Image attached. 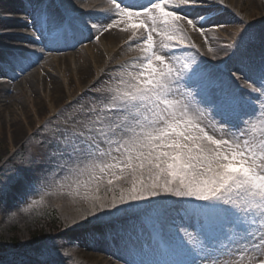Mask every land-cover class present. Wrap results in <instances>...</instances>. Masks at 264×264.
Masks as SVG:
<instances>
[{
  "label": "snow or ice",
  "instance_id": "1",
  "mask_svg": "<svg viewBox=\"0 0 264 264\" xmlns=\"http://www.w3.org/2000/svg\"><path fill=\"white\" fill-rule=\"evenodd\" d=\"M216 2L110 0L99 23L40 10L53 44L123 26L139 53L105 73L92 101L48 137L52 171L93 193L90 215L133 210L160 224L158 246L146 253L133 244L126 264H264V61L238 88L217 87L186 55L184 23L197 28L191 10ZM31 187L39 195L48 183ZM170 212L180 222L165 229Z\"/></svg>",
  "mask_w": 264,
  "mask_h": 264
},
{
  "label": "bare ground",
  "instance_id": "2",
  "mask_svg": "<svg viewBox=\"0 0 264 264\" xmlns=\"http://www.w3.org/2000/svg\"><path fill=\"white\" fill-rule=\"evenodd\" d=\"M65 1L69 2L70 4H66ZM75 1V0H74ZM77 2L83 1L84 5H78L79 3H72L71 0H59L61 5L68 6V9L72 10V13L75 17L80 20L88 21L89 23H99L105 19L104 11L101 12L103 8L110 7V4L107 0H96L98 1V6L93 9L94 1L93 0H76ZM245 0H223V3H220L217 0L216 3L211 4L210 7H202L199 10H204L205 13V20L200 21L198 20L197 28L193 29L192 27L188 26L184 23V28L186 32V40L188 43V48L186 49L187 56H195V58L201 62L202 67L207 69L216 84L222 83L223 85H227L229 83V79L233 80L235 77L231 73H240L243 75V78L248 80L249 77H253L250 75L246 69H244L241 65L247 64L246 60H237L232 53V48L229 45H225L217 36H216V28L210 27L211 21H220L221 16H234L233 9L235 11L240 12L239 4L244 3ZM247 2L251 1L252 5V14L253 16L255 13L258 15L260 14L261 17H258L261 21H253L247 18V23L245 24L246 29H252L254 27H262L264 23V0H246ZM133 0H124L125 4L133 3ZM5 4L2 7V4ZM23 6V5H22ZM79 7L77 10L80 11V14H77L76 7ZM38 8V7H37ZM261 11L262 13H260ZM233 12V13H232ZM0 13H3V16H8V20L13 18V16L17 15L16 8H15V0H0ZM60 13V8L58 9V14ZM56 14V13H55ZM38 23L35 25L40 26L42 28V19L40 17L37 18ZM196 19H194L195 21ZM233 23H238L236 20H232ZM0 23V30H3ZM4 26H10L9 22L3 23ZM204 28L203 34L199 31L200 27ZM123 26H114L109 31L101 32L100 30L96 29L97 32H100L102 38V43L100 47H95L94 44L91 45L89 49L86 46L87 42L89 41V37L87 35V30L85 29L83 36L78 37L77 40H70L68 42H61L57 44H53L48 39V33L44 31V36L40 38V50L43 49L45 54H53L51 57H43V55L36 54L34 57L30 59L27 63H22L20 59V55H23L24 50H21L20 53H0V111L4 110V123L3 126L0 127V136L3 133V127L5 128V123L10 124L11 128L15 129L16 138L21 136L22 130L26 131L22 125L25 127L28 125L27 120L29 116L39 114L41 117L46 115L48 112L53 113L54 107L59 106L63 100H74L76 93L79 95H89L90 89H93L97 82L100 80V77H105V73L113 71L117 68L115 66V58L120 57L126 53L125 47L121 50H118V46L120 43H123L122 39H129L131 33L122 31ZM12 29H22V28H12ZM15 30L6 29L0 33L9 35L13 33ZM41 34V32H39ZM258 38H261V35H258ZM256 37V35H255ZM11 38L7 39H0V45H15V47L20 48H31L26 44H16V40H12L9 42ZM206 40V41H205ZM205 41V43H204ZM129 42V40H128ZM104 43V45H103ZM204 44H210L211 51L205 50L203 51L201 47ZM231 44V43H230ZM234 44V43H232ZM128 46V44H127ZM126 46V47H127ZM87 47V48H86ZM134 47V42H133ZM82 49V51L80 50ZM87 49V50H86ZM132 50V48H130ZM84 50H86L85 57L81 59L79 62V66H76L73 58L75 56L81 55ZM98 51V55H93L94 51ZM133 51V50H132ZM215 53V58L213 59L210 53ZM75 53V54H73ZM253 56L255 57V64L257 68L260 66L261 62L264 61V51L258 52L256 49L252 51ZM57 57H60L57 59ZM221 59V60H219ZM67 60L68 65L66 72L62 71L63 68V61ZM51 66L48 68H53L54 71H58L59 78L55 76H50L49 74L46 75L45 80L51 82L52 85L43 81L41 78V74L36 72L39 67L46 63H51ZM47 69V70H48ZM65 74L69 75L70 79L66 80ZM90 77L92 79H90ZM12 83V84H11ZM15 83V84H14ZM75 87V91L72 93L69 91V87ZM9 95H14L12 97L8 96L9 102L4 99L6 96V92ZM51 91V92H50ZM34 97V101H29V95ZM19 94H23L24 98L27 100H19ZM51 94V95H50ZM52 96V97H51ZM23 98V97H22ZM21 98V99H22ZM52 98L53 104L50 107L48 105V100ZM35 103L36 110L32 106ZM16 107H20L23 110L22 113L16 110ZM25 110V112H24ZM7 112V113H6ZM29 112L30 115H26L25 113ZM9 119V120H8ZM22 123V124H21ZM7 131V130H6ZM120 226H125L128 228V222H119L118 225L114 227H110L108 231H113ZM103 231V229H97L95 232L99 234ZM97 234H94L96 238ZM122 237H126L124 234ZM70 238V236H69ZM68 236H61L59 240L55 243L57 245H65L63 242H70ZM86 241L84 240L83 243ZM137 242L139 247H142L144 251H146L145 247L155 248L156 245L153 242L141 243L140 238H137ZM63 243V244H62ZM86 244V243H85ZM70 250L73 249L74 254L76 257L83 253L85 247L82 246L81 248L75 246L73 247L72 244H69ZM145 246V247H144ZM87 248V247H86ZM88 251L92 252L93 249H89ZM93 258L95 255H91ZM117 262L105 261L103 258L98 259L99 264H126L128 259L125 256H120L117 259Z\"/></svg>",
  "mask_w": 264,
  "mask_h": 264
},
{
  "label": "rangeland",
  "instance_id": "3",
  "mask_svg": "<svg viewBox=\"0 0 264 264\" xmlns=\"http://www.w3.org/2000/svg\"><path fill=\"white\" fill-rule=\"evenodd\" d=\"M42 1V0H39ZM64 1V0H63ZM72 3H79L78 5L81 4V6L84 5L83 1L77 2L76 0H71ZM66 4H70V1L67 2L65 1ZM96 6V4H94ZM93 6V7H95ZM240 8V12H242L241 14H239L237 11H235V9H233V11L235 12V16H221L220 21H211V23L209 24L210 27L212 28H216V36L221 39V36H219V34L224 35V37L229 36L230 38L234 36L235 32H237V30L239 29L240 32H244L247 34L245 41L242 42H247L249 41L251 38L258 37V35H261V38L264 36V26L263 27H256L253 28L249 31H246L245 28L242 27L241 23L239 22L240 20H247V18H249L250 20L253 21H261V20H257L259 19L258 17H261V15L258 13L254 14L253 16H250L252 14V12L254 10H252V5H251V1L247 2L246 0L244 1V3L239 4ZM79 7L77 6L75 9L77 10ZM260 13H262L261 11H259ZM208 13H205L204 10H197V11H191L190 15L193 19H196L198 16H204L207 15ZM264 18V17H263ZM205 20V19H204ZM232 20H236L238 23H233ZM249 21V20H248ZM195 22L197 23L198 20L196 19ZM217 25H224V27H217ZM204 27V26H203ZM238 31V32H239ZM100 39V44L102 42L101 37H98ZM206 41V40H205ZM204 41V43H205ZM91 44H94L95 47H98V44L94 43L91 41ZM186 44V43H185ZM228 45V44H227ZM210 44H204L203 47H201V49L203 51L205 50H209L210 48ZM82 51V49H80ZM95 55H98V51L96 50ZM127 55L124 54L122 59L119 57H116L115 59V64L118 63H122L125 60V56ZM212 55L213 59L215 58V53L212 52L210 53V56ZM76 58H73V61L76 65L79 66V62L81 61V59L83 57H85V54L82 53L81 56H75ZM184 57L181 56V60H183ZM221 60V59H219ZM65 61V60H64ZM64 69H66L65 64H64ZM50 73H53L55 76L57 75V72H55L53 70V68L50 69ZM59 78V75L57 76ZM46 77H43V79ZM66 78L69 79L70 77H68L66 75ZM106 78V77H105ZM90 79H92L90 77ZM44 81V80H43ZM46 83H48L49 85H52L50 81L45 80ZM216 85V84H215ZM217 87H221V85H216ZM74 91H75V87H73ZM51 92V91H50ZM12 93L11 92L8 94V92H6V96H4L3 100H6L9 102L8 96ZM95 95V93L93 92V96ZM14 95H11L9 97H12ZM90 95H83L81 97H83L84 99H81V103L82 105H86L89 102L92 101L93 96L89 97ZM18 97L20 98L19 100H24L25 102L27 101L24 98L23 94H19ZM23 97V98H22ZM80 97V95H79ZM22 98V99H21ZM66 105L65 103L62 104V106ZM80 108L77 107V109L72 112V113H68V117L73 116L77 113V111ZM16 110L20 113L23 112V110H21L20 107H16ZM25 112V110H24ZM7 113V112H6ZM27 116L30 115L29 112L25 113ZM4 110L1 112L0 111V127L3 126L4 123ZM45 116L38 118L37 120L35 118L32 117V115L29 116V119L27 120L28 125L25 127L24 125H22L24 127V130H22V135L19 136L18 138H16L15 135V129L10 127V124L5 123V128L3 127V133L0 136V160L3 161H8L10 160L13 161V157L16 155L17 152L20 151V149L25 145L27 148H29V156L31 157V164L33 165L31 170L28 171H22L21 173H19L16 177H14L11 181V183L7 184L5 187H3L4 190V195L0 196L1 198L4 197V199H6V203H9V199L11 201V196L9 194V189L12 188H16L18 187V191L21 192V199L14 201L13 205H10V210L9 212L11 214H7V218H8V229L5 230L4 232L0 233V245L2 246H6V253L9 255L14 254V252L16 251V249H18L17 247H20V249H22L21 251H27L30 250L32 251L31 256L33 257H37L40 259V261L42 262V264H72L71 260L67 259V255L71 254L70 251L64 253L63 251L60 250H56V245L52 246V242H49L48 240L52 237L53 239L51 241H55L56 238L59 236H67L66 233L71 232V230L73 229H77V225L79 224L80 226L85 224L86 222V218H91L94 219L95 217H99L100 219H104L105 216L107 215H111L113 216L112 219H115V217H119L120 219L123 220H128L130 219L131 221H128V226L129 229L133 230V231H137L139 230L141 232V234L146 235L148 234V231L146 230V225L150 226L152 223L150 222V219L142 214H138L137 212L133 211V210H129L127 212H125L123 209H121L119 211V213L117 211H112V212H100L97 214V216H92L90 215V208H89V202L88 199L86 198V191L88 192L89 195L93 194L91 192L90 189L86 190L83 186H81L80 188L76 187V184L73 182V178L71 177H67L66 175H60V176H55V179H51L48 180V187L47 188H42L41 192L39 195L35 194L32 191V185L37 184V182H40L42 184V181L38 178V165L35 163L36 158H34V155L36 157L38 155H40L41 152H43V149L41 146H44V144H49L48 143V137L51 135L52 130L55 128L53 123L52 126V130H50L49 132L46 133V136H40L37 135L36 137H34V139L39 138V142H37V144H39V146H35L32 144L31 139H32V133L35 131L33 130L35 128V126L37 125V122H40L42 119L44 120ZM9 120V119H8ZM66 118L63 121H58L56 123L63 125L65 122ZM22 124V123H21ZM7 130V131H6ZM33 130V131H32ZM31 135V136H30ZM40 136V137H39ZM41 144V146H40ZM48 153V152H46ZM43 157V155H42ZM46 158H48V155H46ZM38 163V162H37ZM19 171V170H18ZM17 171V172H18ZM11 177L7 178L8 180ZM49 178L46 177L45 180ZM4 179L7 181V179L4 177ZM12 191V189L10 190ZM64 194V195H63ZM99 195L101 196L102 199H104L105 201L107 199L110 198L111 193H105V191L102 189L99 193ZM166 198H171V197H166ZM178 198L169 200L168 203L169 205H171L172 207H178V204L173 203L174 201H176ZM3 204H6L5 201H2ZM199 203V202H198ZM74 211V212H73ZM123 211V212H122ZM49 213H54L57 214L60 218V220L63 218V220L65 222L69 221L68 225L72 226L71 228H61V231H59L56 234H52L53 231L50 229H46L45 227H41L38 226V229L40 231H42V235L43 238H47L46 241L44 242H39L41 239H37L35 240L34 237L37 232H35L37 225L38 224H42L43 223V216ZM44 214V215H43ZM175 212H170L168 214V216L171 217L170 219V223H168L169 226H173L172 225V221L175 220L176 223H179V217L176 215ZM133 216H135V218L139 221V222H135L133 221ZM109 218V217H107ZM88 224V223H87ZM145 226V227H144ZM16 230V231H15ZM18 232V233H17ZM102 233V232H101ZM41 237V236H40ZM55 238V239H54ZM68 245V244H67ZM65 248V247H64ZM138 249L140 247H137ZM50 251H54V252H58L60 254V256L64 257L65 259H52V252ZM144 252H150L149 248L146 249V251ZM60 257V258H62ZM73 260V262H75V258H70ZM77 260H79V262L81 264H98L96 261V258L93 259L91 256L89 255H81L79 258H77ZM79 263V264H80ZM5 264H23L22 262H17V261H12L11 263L6 262ZM76 264V263H75Z\"/></svg>",
  "mask_w": 264,
  "mask_h": 264
}]
</instances>
